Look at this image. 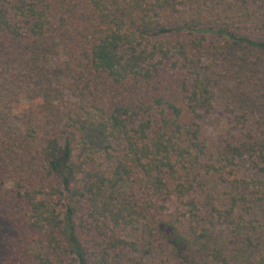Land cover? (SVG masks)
Instances as JSON below:
<instances>
[{
  "label": "trees",
  "instance_id": "obj_1",
  "mask_svg": "<svg viewBox=\"0 0 264 264\" xmlns=\"http://www.w3.org/2000/svg\"><path fill=\"white\" fill-rule=\"evenodd\" d=\"M256 47L264 0H0L1 264H264Z\"/></svg>",
  "mask_w": 264,
  "mask_h": 264
},
{
  "label": "rangeland",
  "instance_id": "obj_2",
  "mask_svg": "<svg viewBox=\"0 0 264 264\" xmlns=\"http://www.w3.org/2000/svg\"><path fill=\"white\" fill-rule=\"evenodd\" d=\"M246 63V74L249 77L243 86L247 89L249 100V108L253 115H264V47H256L248 50ZM232 81V80H231ZM229 83V81L227 82ZM236 83L230 84V89L225 92L235 93ZM239 88V86H238ZM237 88V89H238ZM225 116L223 112L216 111L205 120L204 132L211 139L215 140L225 128ZM10 228L6 221L0 215V264L8 248V237ZM151 264H182L168 250L159 251L150 256L148 260Z\"/></svg>",
  "mask_w": 264,
  "mask_h": 264
},
{
  "label": "clouds",
  "instance_id": "obj_3",
  "mask_svg": "<svg viewBox=\"0 0 264 264\" xmlns=\"http://www.w3.org/2000/svg\"><path fill=\"white\" fill-rule=\"evenodd\" d=\"M40 102L39 99L36 100H25L23 97H21L20 100V108L21 109H26L30 106H34L35 104H38Z\"/></svg>",
  "mask_w": 264,
  "mask_h": 264
}]
</instances>
